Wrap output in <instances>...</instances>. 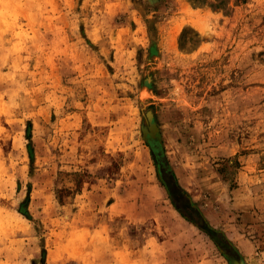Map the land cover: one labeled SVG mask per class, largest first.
Returning <instances> with one entry per match:
<instances>
[{
    "label": "rangeland",
    "instance_id": "obj_1",
    "mask_svg": "<svg viewBox=\"0 0 264 264\" xmlns=\"http://www.w3.org/2000/svg\"><path fill=\"white\" fill-rule=\"evenodd\" d=\"M0 127V264H264V0H0Z\"/></svg>",
    "mask_w": 264,
    "mask_h": 264
},
{
    "label": "water",
    "instance_id": "obj_2",
    "mask_svg": "<svg viewBox=\"0 0 264 264\" xmlns=\"http://www.w3.org/2000/svg\"><path fill=\"white\" fill-rule=\"evenodd\" d=\"M144 134H145V138H146L147 141H149V139L152 138V137L153 138L154 137L157 138L159 136L157 132L155 134H149V133H147V131H145ZM229 260H230L231 264H242L239 261H237V260H235V259H233L231 257H229Z\"/></svg>",
    "mask_w": 264,
    "mask_h": 264
},
{
    "label": "bare ground",
    "instance_id": "obj_3",
    "mask_svg": "<svg viewBox=\"0 0 264 264\" xmlns=\"http://www.w3.org/2000/svg\"><path fill=\"white\" fill-rule=\"evenodd\" d=\"M150 126H151V125H150ZM152 126H153V125H152ZM1 127H2V126H1ZM1 127H0V128H1ZM2 128H3V127H2ZM148 130H149V129H148ZM152 130H153V128H152ZM152 130H151V131H152ZM154 130H155V129H154ZM2 133H3V132H2ZM0 165L2 166V164H0ZM0 168H1V167H0Z\"/></svg>",
    "mask_w": 264,
    "mask_h": 264
},
{
    "label": "trees",
    "instance_id": "obj_4",
    "mask_svg": "<svg viewBox=\"0 0 264 264\" xmlns=\"http://www.w3.org/2000/svg\"><path fill=\"white\" fill-rule=\"evenodd\" d=\"M23 213H25L26 215L28 214L27 211H23ZM227 242H229V241H227Z\"/></svg>",
    "mask_w": 264,
    "mask_h": 264
}]
</instances>
